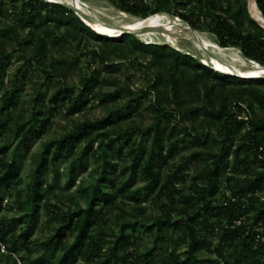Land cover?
<instances>
[{"label": "trees", "instance_id": "obj_1", "mask_svg": "<svg viewBox=\"0 0 264 264\" xmlns=\"http://www.w3.org/2000/svg\"><path fill=\"white\" fill-rule=\"evenodd\" d=\"M254 1L264 18V0ZM119 2L132 15L147 17L166 13L187 22L194 29L202 28L201 20H204L220 47H234L248 60L264 66V24L252 16L250 0H154V4L146 0ZM71 13L72 8L52 0H0V80L6 70V52L11 40L18 39L20 28L36 33L31 59L41 66L48 60L52 47L63 41L82 43L89 38L99 43L92 52L105 65L112 62L113 58L123 60L135 56L146 63L150 71L151 68L155 70L151 74L148 92L141 89L135 93L125 86L118 88L115 93H107L100 104L114 102L126 93L130 99L123 111L131 115L141 107L140 98L151 93L155 98L151 107L155 116L148 127L135 122L123 126L114 119V111H111L100 119L84 121L60 138L44 144L33 170L28 232L40 211L39 203L43 198L41 178L48 164L57 172L61 160H69L71 167L75 168L88 155L95 154L103 167L101 175L87 194L88 207H80L62 215L61 228L68 230L75 223L78 232L71 243L62 246L59 257L51 264H68L73 257L83 255L84 246L99 219L94 217L98 205L111 206L112 199L118 197L140 202V192L129 189L135 182L139 167L149 174V185L158 188L157 197L172 198L171 188L178 181L185 180L183 170L191 165L195 168L189 189L192 196L179 201L183 208L177 220H173L168 210L155 218L157 237L160 238L164 228L179 232L188 244L186 260H192V264L198 262L197 253L202 248L210 249L213 246V241H207L208 237L218 240L214 251L219 261L211 262L220 264V260H224L225 264H264L263 234L255 229L264 224V199L259 196L264 191V78L246 79L227 74L201 56L176 50L170 43H146L129 33L113 38L93 29L84 15L65 16ZM10 17L13 22L8 20ZM56 63L49 65L50 72H44L49 77L60 79L62 86L57 93H63L68 90L65 83L67 72L61 64ZM93 64L91 59L89 66L93 67ZM187 71L192 72L191 78H187ZM99 75L100 71L93 68V74L81 77V93L73 98L74 108L86 106L87 96L99 85ZM186 95L204 100L203 114H200L199 109L180 110V106L186 103ZM4 97L7 101L13 99L6 94ZM235 98L237 101L234 104ZM42 99V95H38L34 100L35 106ZM65 100L58 96L53 99L56 105ZM35 106L30 119L17 125L16 132L21 144L37 133L39 124L43 131L51 124L52 115H45ZM6 110L2 107L0 114ZM136 135L139 141L128 151L132 158L130 174L120 179L113 166L115 157L123 156V148L129 146ZM100 138L104 139L96 144ZM80 142L86 145L80 156L75 157L73 154ZM104 144L112 148L118 145L119 149L114 153ZM180 145L196 148L184 163L160 182L159 177H154V166L173 160ZM232 161L233 171L225 180L229 187L234 188L232 197L225 198L222 194V201L215 202L213 197L220 193L224 167ZM17 164L16 158L5 164L6 171L0 176V185L14 180L18 174ZM145 210L137 205L133 216ZM60 211L58 208L55 213L59 214ZM201 214H204L202 219ZM217 221L226 223L219 227ZM120 225L119 233L112 232L114 239L108 257L97 259L99 255L94 253L91 258L97 260L93 264H110L111 261L114 264H129L128 259L132 258V254L127 253V260L122 254L130 244L125 232L129 228L135 230L138 220L129 219ZM199 227L202 228V235H198ZM7 230L8 227L0 224L2 234L5 235ZM104 237L103 234L99 240ZM19 238L13 242L14 246L18 245ZM57 239L59 235L51 236L48 244H53ZM11 255H2L0 264H18L17 260L11 259ZM6 259L10 261L5 263ZM36 262L37 259L33 261Z\"/></svg>", "mask_w": 264, "mask_h": 264}, {"label": "rangeland", "instance_id": "obj_2", "mask_svg": "<svg viewBox=\"0 0 264 264\" xmlns=\"http://www.w3.org/2000/svg\"><path fill=\"white\" fill-rule=\"evenodd\" d=\"M52 1L64 3L73 9V13L65 15L66 17L84 15L87 23L93 29L109 34L113 38H117L123 33H129L146 43H170L176 50L201 56L216 68H223L227 74L246 79L264 77V66L248 60L234 47H220L215 35L207 29L204 20H201L202 28L194 29L180 18L166 13L147 17L132 15L121 7L119 0ZM146 1L154 4V0ZM250 11L257 21L264 24V18L254 0H250ZM8 20L13 22L12 17ZM19 32L18 39L11 40L6 52L8 57L6 70L4 77L0 80V110L2 107L7 109L0 114V165H2L0 176L6 171L5 164L15 158L18 161L17 176L12 182L0 185V224L8 227L5 235L0 232V257L12 253L11 259L17 260L18 264H51L59 257L62 246L71 243L78 232L75 223L68 230L61 228L62 215L68 211H76L80 207H88L87 194L101 175L103 167L95 154L88 155L75 168L71 167L69 160H61L58 162L57 172L53 170L51 164H48L41 178L43 198L39 203L40 211L28 232L26 228L29 224L28 204L31 200L30 187L33 170L37 159L43 152L44 144L54 138H60L84 121L100 119L111 111H114V119L119 120V125L127 126L131 122H135L142 127L150 126L155 116L151 110L155 98L151 93L140 98L141 107L131 115L123 111L130 99V96L124 92L122 97L114 102H103V104L100 102L104 101L107 93H115L118 88L125 86L135 93L141 89L148 92L152 79L151 74L155 70L151 68L150 71L146 63L136 59L135 56L123 60L113 58L112 62L108 64L110 66L105 65L93 53L99 43L89 38L82 43L63 41L52 47L48 60L43 64L44 66H41L31 59L36 33L21 28ZM91 59L94 61L93 67L89 66ZM54 62L61 64L66 69L65 83L68 85L66 92L57 93L62 82L59 78L49 77L44 72V70L50 72L49 65ZM70 64L73 66L69 68ZM93 68L100 71L99 85L93 93L87 96L86 106L81 109L75 107L77 110L72 113L75 109L73 98L81 93V77L93 74ZM258 69L260 74H257ZM191 77L192 72L187 71V78ZM5 94L7 97L12 96L13 99L7 101L4 97ZM38 95H42L43 99L35 106L34 100ZM56 96L59 99L65 98V102L56 105L53 101ZM185 98L186 103L180 106L182 112L199 109L200 114H203L205 105L203 99L193 95H186ZM236 101L235 98L233 103L235 104ZM34 106L43 111L45 115H52L51 124L45 131L39 124L37 133L30 137L26 143L21 144L20 137L16 132L17 125L30 119ZM103 139H98L96 144ZM138 141L139 137L133 136L130 145L123 148V156L115 157L113 166L116 176L120 179L130 174L132 158L128 155V151ZM85 145L84 142H80L73 156L79 157ZM148 145H151V141ZM104 147L114 153L119 149L118 145L112 148L108 144H104ZM195 148V146L185 148L180 145L173 160L167 164L159 162L154 166V177H159V181L163 182L167 174L173 173L178 165L184 163ZM233 165L232 161L227 167H224L225 173L220 180V193L213 197L215 202L222 201L223 195L225 198L232 197L234 188L233 186L229 187L225 180L231 175ZM194 174L193 165L186 167L182 173L185 180L178 181L171 188L172 198H159L156 196L158 188L149 185V174L139 167L135 182L129 189L140 192V202L118 197L112 199L111 206L98 205L94 217H99V219L84 246L83 255L79 254L73 257L68 264H93L97 259L108 257L114 239L112 232L119 233L120 224L129 219L138 220V227L135 230L129 228L125 232L130 239V244L122 254L125 257L124 260H127V253L132 254V258L128 259L129 264H192V260H186L185 251L188 244L182 235L164 228L158 238L154 222L155 218L162 216L164 210L170 212L173 220L179 218L183 208L179 201L192 196L189 189ZM259 196L263 200L264 191ZM137 205L146 210L138 216H133L134 207ZM58 208L61 211L56 214ZM200 218H204V214H201ZM216 223L221 227L226 222L217 221ZM150 226L153 227L147 229ZM198 229V235H202L203 232L200 230L202 228ZM255 229L263 234L261 242L264 244V224ZM103 234L105 237L103 240H99ZM54 235H59V239L49 245L48 239ZM17 237H20L17 240L18 245L14 246L13 242ZM26 237L28 238L26 239ZM207 241H213V246L210 249L202 248L197 253L198 262L196 264H217L211 260L219 261L214 251L218 240L208 237ZM94 253L99 255L95 260L91 258ZM35 259L37 262L33 263ZM7 261L10 260H4L5 263ZM110 264H114L113 261ZM220 264H225L224 260H220Z\"/></svg>", "mask_w": 264, "mask_h": 264}, {"label": "bare ground", "instance_id": "obj_3", "mask_svg": "<svg viewBox=\"0 0 264 264\" xmlns=\"http://www.w3.org/2000/svg\"><path fill=\"white\" fill-rule=\"evenodd\" d=\"M257 14L259 15L258 12H257ZM258 15H257V16H258ZM258 17H259V16H258ZM102 34H105V33H102ZM107 35H109V34H107ZM221 68H222V67H221ZM221 70H223V68H222ZM260 73H261V72H259V69H258V70H257V74H260ZM257 74H256V75H257Z\"/></svg>", "mask_w": 264, "mask_h": 264}, {"label": "water", "instance_id": "obj_4", "mask_svg": "<svg viewBox=\"0 0 264 264\" xmlns=\"http://www.w3.org/2000/svg\"><path fill=\"white\" fill-rule=\"evenodd\" d=\"M59 3V2H58ZM60 4H64V3H60ZM64 5H66V4H64ZM66 6H68L69 7V5H66ZM262 78H264V77H262Z\"/></svg>", "mask_w": 264, "mask_h": 264}]
</instances>
